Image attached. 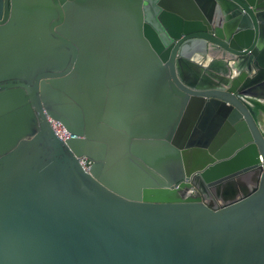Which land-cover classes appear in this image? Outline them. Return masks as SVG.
Instances as JSON below:
<instances>
[{"label":"water","instance_id":"water-1","mask_svg":"<svg viewBox=\"0 0 264 264\" xmlns=\"http://www.w3.org/2000/svg\"><path fill=\"white\" fill-rule=\"evenodd\" d=\"M0 264H264V0H0Z\"/></svg>","mask_w":264,"mask_h":264},{"label":"built area","instance_id":"built-area-1","mask_svg":"<svg viewBox=\"0 0 264 264\" xmlns=\"http://www.w3.org/2000/svg\"><path fill=\"white\" fill-rule=\"evenodd\" d=\"M51 126L55 134L61 140L64 141L72 137L71 134L67 132L59 123L51 121ZM80 165L83 167L85 171H88L91 166V162L87 158H81Z\"/></svg>","mask_w":264,"mask_h":264}]
</instances>
